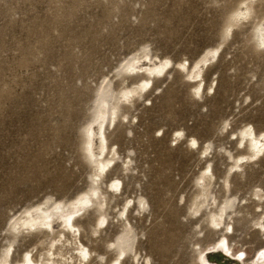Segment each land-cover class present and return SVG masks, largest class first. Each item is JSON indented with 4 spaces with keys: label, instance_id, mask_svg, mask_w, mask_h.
Listing matches in <instances>:
<instances>
[{
    "label": "rangeland",
    "instance_id": "374dc122",
    "mask_svg": "<svg viewBox=\"0 0 264 264\" xmlns=\"http://www.w3.org/2000/svg\"><path fill=\"white\" fill-rule=\"evenodd\" d=\"M240 2L0 0V258L10 245L9 264L26 251L45 253L59 226L54 235L16 234L12 221L40 203L68 202L89 189L93 168L83 158L81 133L106 101L118 107L107 139L119 159L101 183L107 221L96 227L99 213L89 211L79 222L82 243L95 251L92 264H107L109 244L120 240L128 244L125 264H198L199 250L221 237L207 226L208 207L201 217L193 214L197 180L209 169L216 178L209 203L216 198L227 206L226 221L236 230L232 252L242 249L243 264L252 263L264 249V236L252 235L261 213L254 193H264V153L231 173L227 190L223 184L247 153L236 133L247 125L264 131V47L251 38L264 18V0H254L253 18H242L224 37ZM218 47L203 69L206 89L213 90L197 97L177 64L192 65ZM143 54L175 66L141 96L118 102L123 88L141 80L124 66ZM112 179L119 180L115 193L106 190ZM128 201L130 225L119 220ZM68 238L66 257L75 253Z\"/></svg>",
    "mask_w": 264,
    "mask_h": 264
},
{
    "label": "bare ground",
    "instance_id": "6f19581e",
    "mask_svg": "<svg viewBox=\"0 0 264 264\" xmlns=\"http://www.w3.org/2000/svg\"><path fill=\"white\" fill-rule=\"evenodd\" d=\"M253 3L254 0H241L237 9L234 10L227 19L225 31L223 33L224 37L232 34L234 27L237 26V23L242 18L247 16L248 19L253 18ZM251 38L253 45L256 48L264 47V18L257 21L252 27ZM218 50L219 47L208 50L199 59L194 61L192 65H190L187 61L177 64V68L179 67L187 73V79L189 83L192 84V93L197 97H202L208 91L213 90L212 85L206 89L203 78V69L211 60L215 58ZM146 60H149V64H145ZM174 66L173 62L169 59L156 58V60H153L147 54L133 57L124 66V70L140 77L141 80L132 87L123 88L120 93H118L116 100L119 102L122 98L126 100L136 96H141L149 85H153V81L157 75L167 73V71ZM122 117L125 118V116ZM118 120L119 115L117 104L110 107L106 101H103L93 112L91 122L82 130V155L84 160L89 162L93 168V178L87 191L77 194L75 198L68 202L47 201L40 203L25 210L21 213V215L12 221L9 228L16 234L25 231L29 233L31 231H35L37 233L44 232L48 235H54L55 226L57 225L61 228V230L57 232V236L53 237L51 242L48 243L49 246L48 249L45 250V253L35 257L36 254H33L32 250L26 251L23 253L21 259L15 264H82V262L86 259H88L86 264H92V259L95 257V251H91L82 243L79 222L83 220L85 214L89 211L99 213V218L97 219L95 225L96 227L107 221L103 210L104 207L107 209L108 203L105 194L102 192L101 183L103 178L108 176V174L116 168V163L119 159L117 151H114L113 146L109 145L107 139L109 127L111 124L115 126ZM236 139L238 143L240 142L244 144L243 148L247 151V153L240 155L235 160L231 169L227 171L228 173L225 175L223 182L225 188L230 186L229 178L231 173L234 175L238 171L243 172L245 163L259 158L260 155L264 153V131L256 133L252 126L247 125L236 133ZM172 141L173 139L171 142ZM189 142L193 145H198L195 139H191ZM206 151L207 149H205L203 153ZM201 173L202 174L197 180L199 192L195 198L196 201L199 200V203L194 202L193 206L195 209L193 214H199L198 216L201 217L205 208L208 207L210 211H208L205 218L207 226L209 230L220 232L221 237L220 241L217 240L218 242L214 244L215 246L211 249L204 252L199 250L196 256V261L198 264H243L244 258L247 255L246 252L242 249L236 253L232 252L234 247L231 243L236 230H234L233 225L230 223L231 218H229V221H226V217L228 216L227 206H222V204L216 202V198L212 199L211 203H209L211 186H213L212 183L216 181L212 169ZM118 186L119 180L112 179L107 183L106 190H111L115 193ZM227 189L228 188H226V190ZM254 196L257 198L258 202L256 209L258 208L261 210L260 215L257 217L258 219L253 224L252 230V235L254 238L255 236L257 238V235L264 236V211L262 210L264 193L258 190L255 191ZM129 205L130 201L126 202V205H124L120 211L119 217V220L126 222V225H130L128 223V215L130 213V210L128 209ZM213 205L215 206L212 207ZM125 211L127 212L126 216L124 215ZM227 229L230 230V234L225 232ZM94 233H96V230ZM70 235H72L73 239L70 241V245L75 253H69V256L66 257L67 254L65 255L63 253V249L65 250L68 246V237ZM127 235L129 236V234ZM120 241V244H109V248H111L113 252V257L107 264L126 263L129 256V252L127 251L128 244L123 240ZM262 241L263 240H261V242ZM11 248L12 245H10L9 248L2 253L0 264H9ZM254 256L255 257L251 264H264V249L256 251ZM12 257L13 255L10 257V261L12 260ZM122 257L124 258L122 259Z\"/></svg>",
    "mask_w": 264,
    "mask_h": 264
},
{
    "label": "snow or ice",
    "instance_id": "6c2138e0",
    "mask_svg": "<svg viewBox=\"0 0 264 264\" xmlns=\"http://www.w3.org/2000/svg\"><path fill=\"white\" fill-rule=\"evenodd\" d=\"M195 143V142H194Z\"/></svg>",
    "mask_w": 264,
    "mask_h": 264
}]
</instances>
